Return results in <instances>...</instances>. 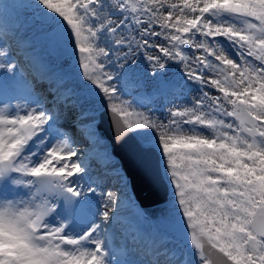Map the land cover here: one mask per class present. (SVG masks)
<instances>
[{"label":"snow or ice","instance_id":"snow-or-ice-1","mask_svg":"<svg viewBox=\"0 0 264 264\" xmlns=\"http://www.w3.org/2000/svg\"><path fill=\"white\" fill-rule=\"evenodd\" d=\"M32 3L50 53L67 62L29 80L0 46V95L47 80L52 100H0V264H216L209 252L264 264V0ZM138 54L157 91L177 66L198 93L191 107L162 120L126 98L141 86ZM101 140L124 189L139 181L158 196L155 214L136 213L138 260L114 244L120 195L89 198L79 144Z\"/></svg>","mask_w":264,"mask_h":264},{"label":"rangeland","instance_id":"rangeland-1","mask_svg":"<svg viewBox=\"0 0 264 264\" xmlns=\"http://www.w3.org/2000/svg\"><path fill=\"white\" fill-rule=\"evenodd\" d=\"M17 1H22L23 2V5L27 3V2H25L26 0H17ZM28 1L30 3H32V0H28ZM173 2H175V0H173ZM32 8L34 9L35 14L37 15V19L40 21V15L38 14V10L36 9V7H35V5L33 3H32ZM16 9H17L16 7L11 6V8L7 12L8 13L15 12ZM21 18H23L22 20H26L28 23H31L32 22V15H30V14H25V15L21 16ZM38 29L40 30V31H38L39 32V36L38 37L40 38L39 39L40 42L38 41L36 43L37 44V47H42L44 49L43 52L45 53V55L52 56V58L54 59L53 60V65H56V64L59 65L60 63H64V65H61V66L64 67L65 66V63L67 61L65 59L58 60L57 57H56V55L51 54L50 51H49L47 39H45L46 38V29H45V27L43 25L42 26H39L38 25ZM13 37H15V36H13ZM13 40H14V38H13ZM19 40L22 43V40L20 38H19ZM44 40H45V42H44ZM33 48H36V46L34 45ZM29 50H32L31 47L28 48V51ZM26 52L23 51L22 53L24 55H26ZM151 54L154 55L155 53H151ZM24 58H25V56H24ZM73 66H75L74 62H73ZM38 67L40 68V65H38ZM130 67L133 70H135L136 72L139 73V79L142 82L143 87H152V88H155L156 87V81L154 80V78L152 76V73H151V66L143 58L142 55L138 54L137 57H136V64H132V65H130ZM181 76H182L181 70L177 66H175V65H170L169 70L167 72H165V73L162 74V79H164L165 81H170L171 84H172L173 82L178 81V79H180ZM187 93H188V89H187ZM197 95H198V93L194 89L193 90H190L189 91V95L187 97H185L184 99H181L179 101H175L173 103H170L166 107H161L160 108L161 110H159L156 113L155 116L152 113H151V115H153L154 117H157L159 119H162V120H167L169 118V112H170V110L182 109L183 107H191V105L195 101ZM126 98L131 99L130 97H126ZM140 110L141 111H145V112H150L146 108H142V107H140ZM101 144H102L101 147L106 150V145L104 143H101ZM91 147H92L91 149L95 148V144H92ZM84 152H85V147H84V151L82 150L81 154H83ZM111 179H112L111 181L107 182V183H109L108 184L109 187L107 185H105L104 186V190L107 189L106 191H114V192H117L118 195H120V197H121V200H120L121 206H120L119 209H120L121 212H118V216L119 217H123V218L125 217L126 220H127V222H128L131 219H134L135 218V210H134L135 205H134V201H133V198L134 197L133 198L128 197V201L123 202L124 200H126V196L123 193V190H121V188H119L121 186V183H120V181H117L118 179L116 178L115 173H113V175L111 176ZM113 179H115V180H113ZM97 186H98V184H97ZM129 198H131V200L133 201V203H131V204H133L132 205L133 208L131 206H129V207L126 206L127 205V202H129ZM100 204H101V195H100ZM129 212H131V213H129ZM192 258H194L193 260H196L195 256H193Z\"/></svg>","mask_w":264,"mask_h":264},{"label":"bare ground","instance_id":"bare-ground-1","mask_svg":"<svg viewBox=\"0 0 264 264\" xmlns=\"http://www.w3.org/2000/svg\"><path fill=\"white\" fill-rule=\"evenodd\" d=\"M25 2H27V3L23 5L22 1L0 0V13L2 14V15H0L1 27H4L6 25H9L10 27H14L13 31H11V32H7L6 31L5 33L9 34L12 37L16 36V34H17L18 38H20L22 40V47H24L26 49L31 47V49H32V50H29V52L25 51L26 55H25V58H24V56H22L23 60H25L27 58H30L32 60V62H34L37 66L40 65V68L39 67L38 68L42 72H45L46 70L44 68V64L45 63L53 64V60L54 59L50 55H45V53L43 52L44 49L42 47H37L36 43L38 41L40 42V40H39L40 38L38 37L39 36V32L38 31H40L38 29V25L42 26V24L37 19V15L35 14V11H34L35 8L34 7H33L34 9L32 8V3H30L28 0H26ZM11 6H14L17 9H16L15 12L8 13L7 11L11 8ZM25 14L32 15V22L31 23H28L26 20H22L23 18H21V16H23ZM38 14H39V11H38ZM0 30H2V28H0ZM44 42H45V40H44ZM34 45L36 46V48H33ZM23 51L24 50H22V52ZM16 53L21 55V51L19 49L17 50ZM18 59L20 60L19 56H18ZM18 63H20V61H18ZM61 65H64V63H60L59 65L56 64V66H58V67H63ZM43 89H46V88H43ZM93 144H95V148L91 149L92 148L91 147L92 144L89 145L90 147H88V148L91 149V150H94L96 148H102L101 147L102 144L100 142L93 143ZM102 149H104V148H102ZM117 181H119V180H117ZM137 186H138L139 192L144 194V196H146L147 195V192H146L147 187L145 185H143L139 181H137ZM119 188H121V190H123V193L126 195L127 198L131 197V195L129 194V190H128L129 187H127V189H124L123 185L121 184V186ZM149 204L152 205L153 201H149ZM128 207H129V202H128ZM136 210H137V212L140 211L138 209H136ZM129 213H131V212H129ZM137 225H140V220L136 216V222L133 224V226H137ZM145 232H146V226L141 225V229H140L139 233H141V234L143 233V235H144ZM136 237H137L136 238L137 240H140V236L139 235H137Z\"/></svg>","mask_w":264,"mask_h":264},{"label":"water","instance_id":"water-1","mask_svg":"<svg viewBox=\"0 0 264 264\" xmlns=\"http://www.w3.org/2000/svg\"><path fill=\"white\" fill-rule=\"evenodd\" d=\"M134 187H135V189L137 190V188H136V184H135ZM146 191L149 192L150 195H151L153 198H155L156 200L158 199V196H157L156 194H154L151 190H149V188H147ZM139 197H140V201H141V203L144 205L145 209H148L147 207L149 206V204L145 205V204L143 203V199H144V197L141 196V195H139ZM142 198H143V199H142Z\"/></svg>","mask_w":264,"mask_h":264}]
</instances>
